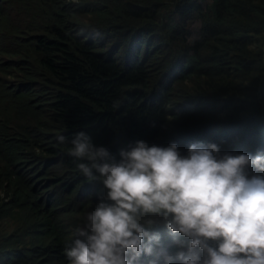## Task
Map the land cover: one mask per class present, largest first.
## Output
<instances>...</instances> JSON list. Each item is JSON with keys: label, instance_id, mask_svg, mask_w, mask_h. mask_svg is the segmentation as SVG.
<instances>
[{"label": "trees", "instance_id": "1", "mask_svg": "<svg viewBox=\"0 0 264 264\" xmlns=\"http://www.w3.org/2000/svg\"><path fill=\"white\" fill-rule=\"evenodd\" d=\"M80 131L115 161L141 140L264 154V0H0V264H70L104 195Z\"/></svg>", "mask_w": 264, "mask_h": 264}, {"label": "clouds", "instance_id": "2", "mask_svg": "<svg viewBox=\"0 0 264 264\" xmlns=\"http://www.w3.org/2000/svg\"><path fill=\"white\" fill-rule=\"evenodd\" d=\"M70 144L78 171L104 191L65 248L70 264H264V154L193 143L181 156L175 143L141 140L115 161L85 131Z\"/></svg>", "mask_w": 264, "mask_h": 264}, {"label": "rangeland", "instance_id": "3", "mask_svg": "<svg viewBox=\"0 0 264 264\" xmlns=\"http://www.w3.org/2000/svg\"><path fill=\"white\" fill-rule=\"evenodd\" d=\"M69 1H71V2H72V1H76V0H69ZM9 34H10V33H9V30H7V31H6V33H5V35H7V37H8V35H9ZM5 41H6V43H8V40H7V38H6V40H5Z\"/></svg>", "mask_w": 264, "mask_h": 264}]
</instances>
